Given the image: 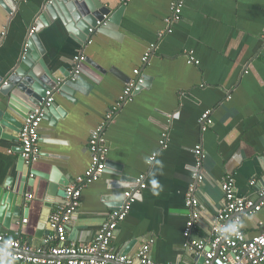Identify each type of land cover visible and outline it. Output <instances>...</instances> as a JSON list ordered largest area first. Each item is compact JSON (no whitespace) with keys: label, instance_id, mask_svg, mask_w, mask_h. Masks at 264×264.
<instances>
[{"label":"crops","instance_id":"1","mask_svg":"<svg viewBox=\"0 0 264 264\" xmlns=\"http://www.w3.org/2000/svg\"><path fill=\"white\" fill-rule=\"evenodd\" d=\"M4 1L0 0V79L18 66L47 3L14 2L16 8L11 12ZM97 1L110 8L112 15L124 6L121 0ZM172 1L132 0L125 6L121 24L108 23L98 29L91 46L85 45L88 33L73 15L66 18L60 12L56 20L47 17L48 24L38 33L45 49L42 58L53 72L72 73L74 57L84 52L87 62L80 76L90 89L87 95L78 92L75 104L55 93V103L68 115L61 120L46 115L40 129L41 158L31 169L35 175H27L25 185L22 178L27 168L24 172L19 169V135L9 141L3 138L9 130L1 131L0 192L6 194L5 204L0 206L6 209L0 223L3 233L19 232L37 247L54 235L47 231L42 240L36 238L38 225L44 211L51 209L52 214L66 197L49 195L43 177L62 180L63 194L69 182L84 174L91 160V132L116 105L137 69L152 80H146L134 100L117 112L105 136L108 162L122 165L124 174L133 179L146 175L147 188L120 224L112 248L132 257L146 241L154 239L151 254L157 263L199 264L201 258L186 248L184 236L189 216L185 195L192 183L193 151L198 145L206 154V179L198 189L202 221L191 242L210 238L212 217L223 206L221 184L226 175L234 177L239 197L260 200L259 191L264 187V0H187L181 21L161 38L168 28ZM152 44L156 51L144 64L142 58ZM190 51L199 66L187 63L185 53ZM36 52L39 54L37 48ZM7 106L8 98L0 94V108L8 111ZM208 111L213 125L202 133L199 120ZM166 127H170V141L163 150L159 142ZM154 153H159L158 157L149 167ZM117 171L115 166L108 168L100 180L83 190L68 230L69 243H89L96 237L112 211L108 199L127 190L109 189L111 182L120 180ZM20 189L22 205L13 215L9 196L15 197ZM29 195H33L31 200ZM242 217L247 237L260 235L264 208ZM24 219L27 224L22 223Z\"/></svg>","mask_w":264,"mask_h":264},{"label":"built area","instance_id":"2","mask_svg":"<svg viewBox=\"0 0 264 264\" xmlns=\"http://www.w3.org/2000/svg\"><path fill=\"white\" fill-rule=\"evenodd\" d=\"M15 3H22L24 0H13ZM123 5H128L132 0H121ZM187 0H173L170 6V15L166 19L168 28L162 31L160 37L165 33H172L173 26L179 23L183 16V10ZM108 18L105 17V21ZM107 25L106 22H98L97 28H90V38L86 46L93 43L92 35L98 29ZM36 31V26L31 33ZM156 44L147 49L142 62L147 64L153 53L156 51ZM27 51V45L24 52ZM185 58L189 65H200L193 51L186 52ZM87 61L84 52H79L74 57L73 75L81 74L83 65ZM146 83V76L141 69L134 71V77L126 84L123 95L116 105L105 116L103 121L91 132L88 143L90 153V165L84 174L76 177L65 189L66 200L58 206L50 216V223L54 235L45 239L42 246H34L25 239L19 232L14 235L3 233L0 229V261L5 264L9 261H17L23 264H160L157 263L151 254L154 239L146 241L139 252L132 257L116 252L112 248V241L121 223L130 214L137 197L147 188V176L141 175L136 183L125 192L123 205L108 214L106 222L96 234V237L89 243H69L68 230L70 224L76 217L82 198V192L89 185L100 180L106 173L109 146L105 132L119 110L134 100L135 94ZM55 103V91L49 89L43 101L29 113L24 120L19 140L21 143V157L27 168L41 158L40 151V129L46 117V110ZM211 111L204 113L199 120L200 130L206 133L213 125ZM170 127H166L161 134L160 148L168 147ZM195 166L192 171V183L185 195V204L189 212L186 222L184 236L186 248L199 258H204L203 264H264V226L260 235L249 239L243 229V215L260 212L264 208V187L259 191L260 200L253 201L249 198H242L237 195L235 179L232 175H226L222 181L223 206L215 216L212 217V228L210 238L199 242H191L190 237L194 229L201 223L203 211L198 196V189L206 179L204 162L206 159L202 145L195 147ZM159 153L149 157L148 166L152 167ZM33 177V175L31 176ZM256 185L257 181H252ZM33 195H29L31 200ZM230 221V225L227 223ZM28 220L24 219L23 224ZM197 264V263H195Z\"/></svg>","mask_w":264,"mask_h":264},{"label":"water","instance_id":"3","mask_svg":"<svg viewBox=\"0 0 264 264\" xmlns=\"http://www.w3.org/2000/svg\"><path fill=\"white\" fill-rule=\"evenodd\" d=\"M7 3L9 5V11L11 10L12 12V10L16 8L14 1L5 0L3 2L4 5ZM124 10L125 5L122 6L114 15H112V10L106 7V5L98 3L97 0H47V3L44 5L42 12L40 13L39 21L35 24L36 31L34 33L30 32L28 37L26 53L23 55L21 61L13 72L7 78L0 79V94L8 98L7 107L9 109L8 111H4L2 108H0V135L1 131H5L6 129L9 130V132H6L7 137L4 136L3 138L9 141L17 140V136L20 135L21 129L23 127L24 120L28 117L29 113L32 112L43 101L46 96V92L49 89H53L55 93L59 92L62 97L74 104L78 101L76 99V94L78 92L87 95L89 91L88 89H90L85 87L83 79L80 76L81 74L79 76H74L73 72L70 73L69 71H61L60 73L53 72L42 58L45 55V49L41 43L38 33L42 29L43 25L48 24L47 17L50 16L53 20H56L58 19V14L60 12L66 18H69V14H71L73 15L75 21L78 22L79 27L87 32L88 37L90 38L89 29L97 28L98 22L107 21L106 27L108 26V23L120 25ZM105 17L108 18L106 21ZM36 48L38 49L41 56L36 52ZM37 63H39L40 66H38ZM82 72L83 68L81 73ZM146 80L151 82L152 79L146 77ZM47 114L48 116H52L61 120L66 118L68 112L63 108H60L57 103H54L53 106L46 110V115ZM54 120V125H56L57 122ZM113 166H115L116 170H118L117 172L121 177L118 182H111L109 184V189L124 187L128 189L136 183V179L124 174L122 165H115L109 162L107 163V169ZM24 167L27 168L23 158L21 157L19 164V169L21 172L25 171ZM31 169L32 168H27L26 174L22 178L24 185L27 181V175H35L34 171ZM43 179L48 181L49 195L66 197L65 191L62 194V189H60V187L64 186L62 180L59 182L56 176L43 177ZM21 189L15 197L12 195L9 196L8 203L12 202V205L14 206L13 215L22 205L23 190L21 191ZM140 197L141 194L138 195L137 199L139 200ZM5 199L6 194L3 193L1 195L0 192V206L2 203L3 205L5 204ZM108 200L112 202V211H115L123 205L125 195L124 193L118 194ZM5 211L6 209H2L0 207V223H3V213ZM50 215L51 209L44 211L41 221L38 225L36 238L42 240L47 231H54L50 223ZM10 217L11 215L9 214L7 220L8 222ZM124 254L126 255L127 253L125 252ZM203 263L204 258H201L199 264Z\"/></svg>","mask_w":264,"mask_h":264}]
</instances>
